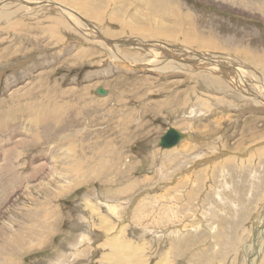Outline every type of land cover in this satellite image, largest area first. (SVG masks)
Returning <instances> with one entry per match:
<instances>
[{
    "label": "rangeland",
    "instance_id": "obj_1",
    "mask_svg": "<svg viewBox=\"0 0 264 264\" xmlns=\"http://www.w3.org/2000/svg\"><path fill=\"white\" fill-rule=\"evenodd\" d=\"M55 2L1 18L0 264H264V103L244 89L249 66L264 83V0ZM63 9L138 48L115 59ZM167 43L240 77L210 82L193 50L129 65ZM170 127L191 137L160 148Z\"/></svg>",
    "mask_w": 264,
    "mask_h": 264
},
{
    "label": "bare ground",
    "instance_id": "obj_2",
    "mask_svg": "<svg viewBox=\"0 0 264 264\" xmlns=\"http://www.w3.org/2000/svg\"><path fill=\"white\" fill-rule=\"evenodd\" d=\"M49 2H52L53 6L56 7V8H60L62 9L61 5H59L58 3L55 2V0H48ZM144 3L148 2H152L153 6L155 8L157 7H162V4L159 2V0H142ZM167 1V0H166ZM5 3H7V0H0V23H2V19L4 17V15L6 14L5 10H4V7H5ZM13 4L15 6H12V7H9L8 6V12H7V19L8 20L10 17H12L14 14L16 15H20V14H27L29 11H34L35 9H37L39 6H43V4L45 5H49V6H52L51 4H49L46 0H13ZM165 5V4H164ZM163 5V7H164ZM148 6V5H147ZM25 7V8H24ZM165 9V8H164ZM167 10H168V7H167ZM158 11V10H157ZM160 11V10H159ZM170 11V10H169ZM63 12L66 13L70 18V21L75 24V26L81 28V29H84V30H87V31H90L92 33H95L97 34L98 36H100V38L103 40V44L108 46V50L110 52V54L117 60H121L123 63H126V61L120 57H118L116 54H115V51H116V47L117 46H126V47H134L135 49L138 48V46L136 45V43L134 41H131V40H125V39H112V38H108L106 37L103 32L98 29L97 27L95 26H91V27H88L90 26L89 23H87L86 21H78V20H75L73 19V17L68 13V11L66 9H63ZM165 12V11H163ZM167 12V11H166ZM187 17L185 16L184 18L182 19H186ZM64 23V22H63ZM80 23V24H79ZM188 38V37H187ZM191 38V37H190ZM110 45H113V46H110ZM184 45V44H183ZM183 45H180V44H175V43H167V44H164L162 46H158L156 45L154 48H146L144 51H143V58H140V54H138V57L136 59H133L135 61L132 60V62L129 64L130 66H140V65H143V63H146V62H153V63H158V64H162V65H166L168 67H161L159 68V70L161 71H165L168 69H170L171 67L175 66L176 64H179V63H185L188 61V57L186 56V51L187 53H191V51L193 50L194 53H197L198 55H194V60H197L198 62H195L197 63L198 66H200L201 68L203 69H207L208 71L210 72H206V77L208 79H210V81H215L218 77H223L227 80H231V82H236V79L237 77H240L239 75H231L228 68L226 67H223V66H220L218 64H215L211 59L208 58V56L206 54H204L202 51H205V50H202V51H197L196 49L194 48H191L189 47L188 45L186 46H183ZM163 49H165L168 54L166 53L165 56H163ZM191 50V51H190ZM217 55V54H215ZM160 57H169V59L167 61H164L163 59L162 60H157V58ZM196 58V59H195ZM207 63H210V67H206ZM258 65L260 66H263L264 67V63L262 62H257ZM252 67L249 66V71L248 73L246 74V77L248 79V82L245 83L244 85V89H251V90H255V93L258 95L259 98H256L257 100H259L261 103H264V97L261 96V94H264L263 93V90H264V85H261L263 82H260L259 80H261V78L263 76H259L260 73H257L255 70H252L251 69ZM235 70V69H234ZM212 71V72H211ZM236 71V70H235ZM224 73V74H223ZM258 79V80H257ZM259 83V84H258ZM264 84V83H263ZM247 85V87H246ZM258 85L259 87H261L260 89L258 88ZM237 89L239 90L240 93H242L244 96H247L248 98H251V94H247L246 92L240 90L238 87ZM259 89V90H258ZM253 90V91H254ZM255 93L252 94L255 96ZM257 102V101H256ZM39 111V110H38ZM36 115V114H35ZM40 115V114H39ZM31 119V118H30ZM46 119V118H45ZM28 121V120H27ZM39 117H33L32 120H31V123H37L39 122ZM184 133V132H183ZM185 134V138L187 137H191V135L189 133H184ZM28 135V134H27ZM184 138V139H185ZM79 139V138H78ZM187 140V139H186ZM183 141V140H182ZM79 143V140L76 142V145H78ZM159 143V141H158ZM74 147V150H76V146L73 145ZM79 149V148H78ZM163 149H166V148H163ZM168 150V148H167ZM87 155V154H86ZM77 156V154H76ZM216 159V157H215ZM76 161V160H75ZM83 160L82 161H77V162H72L70 165H68L66 168H65V172L63 173H60V174H53L51 177H53V179L56 180V177L58 176L59 178H63V177H66V176H71L73 173H76L78 171H82V169L84 168L83 167ZM195 163V162H194ZM194 163H193V166H194ZM175 164V163H174ZM191 165V164H190ZM189 165V166H190ZM214 166V162L209 164L208 166V171H204L202 170V174H207L209 173L210 169ZM83 167V168H82ZM196 167V166H194ZM201 167V166H199ZM177 170V169H176ZM191 171V170H190ZM181 174V173H180ZM196 174V173H195ZM194 174V175H195ZM198 174V173H197ZM200 174V173H199ZM181 176V175H180ZM183 176V175H182ZM188 176V175H187ZM199 177V176H198ZM86 178V176L84 175V173H80L78 178L76 179L77 180V183L75 184V186H81L86 182V180L84 179ZM179 178V176H178ZM184 178V176H183ZM144 179V178H143ZM146 180H148L147 177H145ZM199 178H197L198 180ZM57 181V180H56ZM55 181V182H56ZM30 183V182H29ZM28 183V184H29ZM75 183V182H73ZM141 184V183H140ZM143 184V183H142ZM135 185V184H134ZM172 185V184H171ZM69 186L71 187L72 186V182L69 184ZM73 186V187H75ZM28 187V185L26 186V188ZM65 188V187H64ZM125 188V187H124ZM71 189V188H70ZM126 189V188H125ZM79 190V189H78ZM123 189H119L118 192H122ZM65 193V192H63ZM96 199H101V202H104L106 201L107 203H110V205L107 206V210L108 211H115L117 205L113 204V202H115L114 200H109V199H106L100 195H95ZM117 202V201H116ZM189 202V201H188ZM104 204V203H103ZM142 204V203H141ZM113 205V206H112ZM119 205V204H118ZM184 206V205H183ZM178 213V212H177ZM174 215V214H173ZM103 218L104 215H101ZM264 221V215H262L258 220H257V223H256V231L254 233V238H253V242L255 241V237L261 232V230L259 229V227L261 226L262 222ZM84 226V223L80 225V227H83ZM22 237V234L21 236H19V238ZM85 237V236H84ZM82 237V240L81 242L83 241V238ZM17 239V238H16ZM21 240V239H20ZM25 239L22 238V244H24V241ZM30 240V239H29ZM40 240V239H39ZM31 241V240H30ZM19 244V242H18ZM253 244V243H251ZM248 245V244H247ZM22 246V245H20ZM248 246H251L250 244ZM18 247V246H17ZM25 247V246H24ZM20 249H22L20 247ZM116 250V249H115ZM118 254V253H117ZM125 254V253H124ZM123 254V255H124ZM112 259V258H111Z\"/></svg>",
    "mask_w": 264,
    "mask_h": 264
},
{
    "label": "water",
    "instance_id": "obj_3",
    "mask_svg": "<svg viewBox=\"0 0 264 264\" xmlns=\"http://www.w3.org/2000/svg\"><path fill=\"white\" fill-rule=\"evenodd\" d=\"M100 93L104 94L103 89H100ZM185 138V134L176 129L175 127H170L160 138L158 146L160 148H171L176 146L180 141Z\"/></svg>",
    "mask_w": 264,
    "mask_h": 264
},
{
    "label": "crops",
    "instance_id": "obj_4",
    "mask_svg": "<svg viewBox=\"0 0 264 264\" xmlns=\"http://www.w3.org/2000/svg\"><path fill=\"white\" fill-rule=\"evenodd\" d=\"M211 82V81H210ZM213 83H217V81H212ZM213 83H208V84H211V85H214ZM215 86V85H214ZM239 91V90H238Z\"/></svg>",
    "mask_w": 264,
    "mask_h": 264
}]
</instances>
